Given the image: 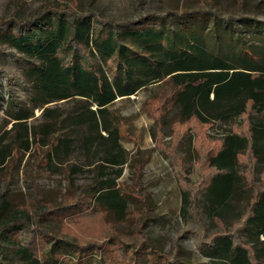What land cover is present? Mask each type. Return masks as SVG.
<instances>
[{
    "label": "trees",
    "instance_id": "16d2710c",
    "mask_svg": "<svg viewBox=\"0 0 264 264\" xmlns=\"http://www.w3.org/2000/svg\"><path fill=\"white\" fill-rule=\"evenodd\" d=\"M214 1L209 2L210 6H215ZM188 19L212 20L214 25L206 32L194 31ZM230 19H223L211 7H169L163 14L117 20L102 18L94 11L47 6L28 20L19 21L16 14L1 20L0 45L9 44L28 60L23 64V74L32 88V105L24 106L12 96L9 99V120L21 127L22 133L0 148V165L12 156L14 148L29 151L46 146L42 156L46 167L54 163V158L63 161L74 150L73 137L55 135L62 126L55 110L46 106L52 101L74 102L73 111L64 121L70 128L81 129L79 143L86 153L93 150L104 176V168L125 163L118 129L107 123L108 106L117 98L129 97L148 84L167 81L173 89L167 102L178 108V121L195 118L203 124L230 121L249 106L247 133L228 130L220 138L218 149L206 156L215 173L204 187L205 209L222 223L223 230L214 232L204 242L206 250L202 255L204 264H264V184L256 193L248 194L255 188L258 164L263 165L261 175L264 172V22L244 17L237 20V25ZM243 22L250 28L246 36L240 26ZM35 107L41 109L40 118L45 119L39 125L27 123L34 116ZM257 114L262 117L257 118ZM101 130L107 135H102ZM245 154L252 160L250 179L244 170L240 174L237 170L242 166L240 157ZM79 169L76 164L70 165L69 184H73L72 175ZM114 170L115 177H103L96 191L86 194V208L97 205L121 221L128 212L124 195L115 183L121 167ZM242 200L246 204L240 209ZM181 202L184 211L189 203L185 190H181ZM8 207L4 200L0 217L5 216ZM54 207V212L64 210V214L70 206ZM0 223V237L3 232H10L14 239L28 228L21 226L23 217L17 221L5 216ZM57 242L52 240L49 251L38 255L31 239H16L11 247L0 249V264H4L3 254L8 252L29 264H149L142 252L135 253L139 256L134 262L127 261L125 254L132 249L126 245L117 244L118 255L106 260L97 256L92 245ZM145 248L152 250L151 257L158 256L154 251L159 247L148 238L139 247Z\"/></svg>",
    "mask_w": 264,
    "mask_h": 264
},
{
    "label": "rangeland",
    "instance_id": "374dc122",
    "mask_svg": "<svg viewBox=\"0 0 264 264\" xmlns=\"http://www.w3.org/2000/svg\"><path fill=\"white\" fill-rule=\"evenodd\" d=\"M210 1L0 0V21L14 14L19 21L28 20L47 6L75 12L94 11L102 18L117 20L163 14L169 7L186 6L191 9L211 7L223 19L230 16L237 25V20L244 17L264 22V0H243L241 3L238 0H215V6H210ZM170 22L174 25L172 17ZM187 22L194 31H208L214 25L212 20L188 19ZM240 26L246 36L250 28L244 22ZM209 42L213 43L212 40ZM249 42L253 43L252 40ZM24 62L28 63V60L9 44L4 42L0 45V148L22 133L21 127L15 126L7 114L11 96L24 106L32 105V88L23 74ZM172 90L167 81L155 82L129 97L117 98L108 106L107 123L118 129L125 163L104 168L105 176L100 173L93 150L86 153L79 143L83 135L81 129L70 128L64 121L73 111L74 102L59 100L46 104L55 110L62 126L55 135L73 137L75 148L64 159L61 156L63 161L54 158L49 167L42 157L46 146L32 147L29 151L14 148L12 156L0 165V205L4 200L9 205L5 216L17 221L23 217L21 226H28L15 238L31 239L36 243L38 255L49 251L52 240H57V243L92 245L96 247L97 256L106 260L113 254L118 255L116 245L121 244L132 249L125 254L127 261L134 262L139 256L135 253L142 252L148 257L149 264H181V261L201 264L206 250L204 242L210 240L214 232L223 230L222 223L208 215L205 209L204 187L215 173V169L208 166L206 156L218 149L220 138L228 130L247 133L249 106L245 113L230 121L203 124L191 118L179 122L178 108L167 102ZM33 111L34 116L27 123H43L45 119L40 118L41 109L35 107ZM256 117L262 116L257 114ZM101 133L107 135L104 130ZM240 161L242 166L237 169L238 173L244 170L250 179L252 160L245 154ZM88 162L91 164L87 165ZM71 164L80 167L72 175V185L67 179ZM116 167H121V173L115 178V183L124 195L128 212L121 221L97 205L86 208L89 199L86 194L95 192L103 177H115ZM262 168V164L257 165L253 181L255 188L248 194L262 188ZM181 190L189 194V203L184 211L181 210ZM59 204L70 207L64 214H61L64 210L54 212V206ZM245 204L242 200L238 207L242 209ZM72 205L78 206L74 208ZM4 217H0V222ZM224 223L228 224L227 221ZM10 235V232H3L0 249L16 243ZM240 235L242 239L246 238L244 233ZM147 238L159 247L153 250L157 257H151L152 250L148 248L139 249ZM62 251L71 253L66 248ZM3 255L4 264H29L12 253ZM57 263L49 261L43 264Z\"/></svg>",
    "mask_w": 264,
    "mask_h": 264
},
{
    "label": "crops",
    "instance_id": "0c3cea01",
    "mask_svg": "<svg viewBox=\"0 0 264 264\" xmlns=\"http://www.w3.org/2000/svg\"><path fill=\"white\" fill-rule=\"evenodd\" d=\"M202 260H203V262L201 264H204L205 263V260H206L205 257Z\"/></svg>",
    "mask_w": 264,
    "mask_h": 264
}]
</instances>
